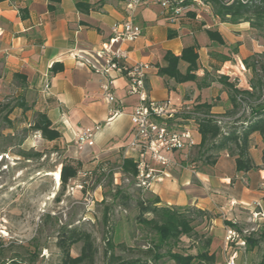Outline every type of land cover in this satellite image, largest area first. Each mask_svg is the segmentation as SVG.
I'll use <instances>...</instances> for the list:
<instances>
[{
	"label": "crops",
	"instance_id": "obj_1",
	"mask_svg": "<svg viewBox=\"0 0 264 264\" xmlns=\"http://www.w3.org/2000/svg\"><path fill=\"white\" fill-rule=\"evenodd\" d=\"M192 6L191 12L171 22L157 6L139 8L131 14L125 0H5L0 3V98L9 91L17 97L30 96L34 112L46 115L60 134L53 142L69 148L75 144L76 131L94 130L93 138L80 148L83 157L96 161L131 159L133 153L126 147L132 137L131 114L138 98L127 94L125 77L111 74L115 102H105L100 90L105 64L95 54L111 38L114 24L131 17L141 28V36L122 47L128 52V66L149 65L145 79L149 99H170L188 107L207 103L216 115L228 109L227 93L209 76L215 73L233 81L239 67L244 70L243 59L264 52V46L251 37L248 23H222L210 6ZM206 31H216L223 44L211 41ZM190 46L198 54L197 82L178 84L158 76L166 52L179 56ZM53 66L59 70L51 72ZM186 68L187 64L179 63L182 74ZM15 74L24 77V84L13 79ZM239 81V87L249 89L246 82ZM172 122L176 128H190L195 144L200 143L196 122L181 118ZM262 147V138L253 135L248 153L255 169L238 172L235 156L222 151L213 165L196 167L185 162L180 168L163 172L146 190L159 198L161 206L196 208L219 214L224 220H229L226 215L233 216L237 227L242 222L239 214L244 212L248 226L254 204L264 206ZM212 221L226 227L218 218ZM246 250L249 256L260 252L262 257L263 244Z\"/></svg>",
	"mask_w": 264,
	"mask_h": 264
},
{
	"label": "rangeland",
	"instance_id": "obj_2",
	"mask_svg": "<svg viewBox=\"0 0 264 264\" xmlns=\"http://www.w3.org/2000/svg\"><path fill=\"white\" fill-rule=\"evenodd\" d=\"M251 37L264 46L257 33ZM233 63L236 64V61ZM239 70L241 74L236 72L235 78L238 85L239 79L248 84L249 71L242 70V67ZM218 77L214 73L209 79L218 80ZM24 99L31 107L32 98ZM17 101L19 97L13 91L0 98L2 104L15 105ZM34 116L32 107L26 112L14 108L7 116L11 124L2 120L0 115V134L2 137L10 136L7 140L0 138V150L5 151L0 152V263L14 258L21 264H60L61 251L56 237L63 228H77L91 236L97 250L94 264H108L104 255L108 237L115 245L123 243L135 252L152 248L151 241L156 240V235L136 222L135 207L139 197L146 199L152 193L137 187L135 181L120 173L118 157L90 160L81 156V146L76 143L69 144V148L66 144L44 140L39 132L32 129ZM19 150L41 153L42 158L26 160L17 155ZM195 152L192 149L185 162L196 167L205 166ZM62 163H69L78 170L76 178L70 179L63 190L60 180ZM117 189L129 196L127 207L122 205V200L115 198ZM105 209H108L107 225L102 220ZM239 215L242 216L239 227H247V215L244 212ZM232 217L225 216L229 220ZM214 218L224 223L228 221L219 214L209 213L205 218H196L193 222L194 234L181 237L171 247L172 251L181 255L206 253L207 257H213V261L203 260L202 264H225V230L218 221H212ZM208 240L209 246L206 245ZM81 247V242L71 246V257H77ZM168 248L162 246L160 253L164 254ZM34 250L38 253L36 260L29 256ZM114 253L124 260L139 257L138 253H122L118 249ZM260 259V252L249 256L246 250L239 254L236 263L257 264ZM148 264L175 263L164 256Z\"/></svg>",
	"mask_w": 264,
	"mask_h": 264
},
{
	"label": "trees",
	"instance_id": "obj_3",
	"mask_svg": "<svg viewBox=\"0 0 264 264\" xmlns=\"http://www.w3.org/2000/svg\"><path fill=\"white\" fill-rule=\"evenodd\" d=\"M5 0H0V3ZM202 2L211 7L213 14L222 23L240 24L248 23L252 34L257 33V38L264 44V0H202ZM79 10L84 8L77 4ZM211 41L222 45L223 40L216 31H206ZM261 39V40H260ZM229 59L223 58V61ZM198 54L193 46L185 47L179 56L166 52L163 56V66L158 67L157 74L161 78L171 79L181 84L185 82H197L198 78L195 72L197 66ZM180 62L187 64L184 74H182L178 65ZM244 68L249 71L248 79L249 89H243L238 86L236 80H230L227 76H219L218 83L227 93L228 109L222 115L212 114L210 112L212 105L199 103L191 106V115H182L183 119H194L197 123L198 133L201 137L200 143L194 148L195 154L205 165H213L217 155L226 151L235 156L236 170L246 172L257 168L252 163L248 149L253 135H259L262 138L263 147L261 150L262 170H264V52L254 53L242 60ZM59 69L53 66L51 72H57ZM14 80H19L24 84V77L15 74ZM19 101L15 105L11 103H0L1 119L11 124L7 116L14 108H20L23 112L29 111L31 107L27 105L23 96H18ZM225 122V123H224ZM32 129L39 132L41 137L49 142L56 141L60 134L51 127V123L46 115L35 112ZM0 138L5 140L10 136ZM4 153L5 151L0 150ZM17 155L26 160L32 158H42L41 153H33L19 150ZM120 173L125 178H131L135 181L136 166L132 159L120 160ZM78 170L69 163H62L60 180L62 190L70 179L76 178ZM136 184V182H135ZM115 198L122 200V205L127 207L129 196L122 190L117 189ZM264 201V197H263ZM160 200L154 195L144 199L139 197L135 202L137 210L136 222L144 228L149 229L156 235V240H152V248L147 250L134 251L126 247L123 243L115 245L110 237L106 239V250L104 255L107 257L108 264H148V262H157L162 257L167 256L175 264H202L203 260L212 262L213 257H207L206 253L199 255H181L172 251L171 247L176 245L180 238L190 237L194 234L195 226L193 222L196 218H205L208 213L196 208H172L161 206ZM108 209H105L102 220L107 225ZM150 215L151 217H147ZM48 217V216H47ZM226 226L231 223L225 221ZM57 247L61 251L60 264H94L97 250L89 234L80 231L77 228H63L56 237ZM82 243L80 254L77 257H71L69 248L77 243ZM263 244V254L257 264H264V231L258 236L247 239V248L252 249L259 244ZM210 241H206L209 246ZM169 247L164 254L160 253L162 246ZM129 254L138 253L139 257L129 260L122 259L121 255H115L114 251ZM29 256L36 260L38 253L35 250L29 253ZM0 264H21L17 259H10L7 263Z\"/></svg>",
	"mask_w": 264,
	"mask_h": 264
},
{
	"label": "built area",
	"instance_id": "obj_4",
	"mask_svg": "<svg viewBox=\"0 0 264 264\" xmlns=\"http://www.w3.org/2000/svg\"><path fill=\"white\" fill-rule=\"evenodd\" d=\"M194 3L204 4L202 0H125V8L132 14L139 8L157 6L174 22L191 12ZM140 36L141 28L129 17L111 27V38L95 54L105 64L101 70L103 81L100 85L105 102L109 105L115 102L111 74L125 77L127 94L138 98V105L131 114L132 137L126 150L133 153L131 159L136 166V186L146 190L154 181L160 180L163 172L182 167L189 152L197 145L190 128L179 129L172 122L180 118L187 122H196L192 118H182V115H191V107L176 105L170 99H149L145 88L149 65H127L128 52L122 46L134 42ZM115 115L116 112L112 117ZM93 136L94 130L80 129L76 131L74 141L82 146ZM262 190L264 191V184ZM228 222L231 226L224 228L225 264H237L239 254L247 249V239L264 231V206L261 203L254 204L249 214V224L245 228L237 227L234 220Z\"/></svg>",
	"mask_w": 264,
	"mask_h": 264
}]
</instances>
